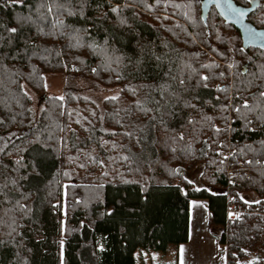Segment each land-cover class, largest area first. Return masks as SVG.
<instances>
[{"label": "trees", "instance_id": "1", "mask_svg": "<svg viewBox=\"0 0 264 264\" xmlns=\"http://www.w3.org/2000/svg\"><path fill=\"white\" fill-rule=\"evenodd\" d=\"M261 93L264 48L202 0H0V264H178L136 251L188 241L195 197L227 264H264Z\"/></svg>", "mask_w": 264, "mask_h": 264}, {"label": "rangeland", "instance_id": "2", "mask_svg": "<svg viewBox=\"0 0 264 264\" xmlns=\"http://www.w3.org/2000/svg\"><path fill=\"white\" fill-rule=\"evenodd\" d=\"M66 85V77L62 73H48L46 75V90L49 94L62 95ZM116 90L100 89L94 93L99 98L111 96ZM35 105L39 101L41 94L30 90ZM201 168L188 173L190 179L197 185H205L200 180ZM246 198L250 201L258 199L255 192H249ZM192 224L190 227V239L179 244H172L168 251L140 248L136 251L137 262H179L180 264H227V246L220 242L212 234L209 228L208 199L205 197H195L190 203ZM222 232L220 227L216 229ZM257 252H252L248 261L258 259Z\"/></svg>", "mask_w": 264, "mask_h": 264}, {"label": "water", "instance_id": "3", "mask_svg": "<svg viewBox=\"0 0 264 264\" xmlns=\"http://www.w3.org/2000/svg\"><path fill=\"white\" fill-rule=\"evenodd\" d=\"M256 3H251L250 5H244L238 3L236 0H227V3L222 2L218 5L216 3H211L209 0H202V15L205 20H207L209 11L213 5L216 6L219 13L225 18L227 22L235 24L241 32L243 45L257 46L264 48V27H258L253 22L248 19L249 14L257 7ZM229 5L232 9H239L244 12L242 17H238L229 10ZM255 33V39H250V35Z\"/></svg>", "mask_w": 264, "mask_h": 264}, {"label": "snow or ice", "instance_id": "4", "mask_svg": "<svg viewBox=\"0 0 264 264\" xmlns=\"http://www.w3.org/2000/svg\"><path fill=\"white\" fill-rule=\"evenodd\" d=\"M209 2L211 3H216V4H220L222 2V0H209ZM223 2L227 3V0H223ZM43 6V5H42ZM229 10L233 12L234 15L238 16V17H242L244 15V12L239 10V9H232L231 6L229 5ZM48 11L51 12L52 11V7L51 5L48 6ZM115 11V10H114ZM11 32H16L15 28L10 29ZM255 33H252L250 35V39H255ZM202 80H207L208 77L204 76L201 77ZM184 83L183 80L180 81V84L182 85ZM163 87H167V85L163 86ZM261 96H264V93L260 94ZM115 99V98H113ZM245 108H248V104L247 102H245V104L243 105ZM236 111H239V109H236ZM34 151L36 152V158L40 161L41 164V169L43 168V157H42V152H43V145L38 144L37 147L34 149ZM249 163H251L249 161ZM257 203H259V201H257Z\"/></svg>", "mask_w": 264, "mask_h": 264}, {"label": "built area", "instance_id": "5", "mask_svg": "<svg viewBox=\"0 0 264 264\" xmlns=\"http://www.w3.org/2000/svg\"><path fill=\"white\" fill-rule=\"evenodd\" d=\"M216 87L218 86V83H216L215 85ZM229 173H230V178L231 181L233 180V175L236 173V170L233 167H230L228 169ZM243 213V210L239 207L236 206V204L232 201V199H230L229 201V205H228V216L230 218H235L237 216H241Z\"/></svg>", "mask_w": 264, "mask_h": 264}, {"label": "crops", "instance_id": "6", "mask_svg": "<svg viewBox=\"0 0 264 264\" xmlns=\"http://www.w3.org/2000/svg\"><path fill=\"white\" fill-rule=\"evenodd\" d=\"M191 209V208H190ZM191 224H192V216H191V219H190V227H191ZM190 239V237H189ZM227 246V245H226ZM178 264H180V257H179V262L177 261Z\"/></svg>", "mask_w": 264, "mask_h": 264}]
</instances>
